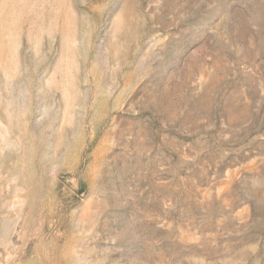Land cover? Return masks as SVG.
<instances>
[{
    "label": "rangeland",
    "instance_id": "374dc122",
    "mask_svg": "<svg viewBox=\"0 0 264 264\" xmlns=\"http://www.w3.org/2000/svg\"><path fill=\"white\" fill-rule=\"evenodd\" d=\"M0 264H264V0H0Z\"/></svg>",
    "mask_w": 264,
    "mask_h": 264
}]
</instances>
